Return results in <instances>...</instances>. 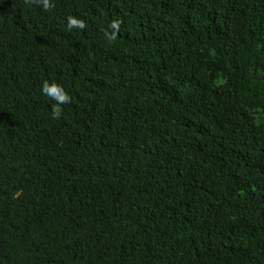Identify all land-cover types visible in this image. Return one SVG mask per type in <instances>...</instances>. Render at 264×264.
Instances as JSON below:
<instances>
[{
    "label": "trees",
    "instance_id": "trees-1",
    "mask_svg": "<svg viewBox=\"0 0 264 264\" xmlns=\"http://www.w3.org/2000/svg\"><path fill=\"white\" fill-rule=\"evenodd\" d=\"M48 3L0 0V264H264V0Z\"/></svg>",
    "mask_w": 264,
    "mask_h": 264
},
{
    "label": "clouds",
    "instance_id": "clouds-1",
    "mask_svg": "<svg viewBox=\"0 0 264 264\" xmlns=\"http://www.w3.org/2000/svg\"><path fill=\"white\" fill-rule=\"evenodd\" d=\"M49 6L48 0H44V7L47 8ZM79 26L81 28H83L84 25V21L82 20H77L75 18H69V27H73V26ZM115 26V25H114ZM42 91L47 94L48 96H50L51 98H53L54 100H56L58 102V104H64L70 101L71 97L69 96V94L63 89L62 86L56 85V84H49L47 82L44 83ZM55 116H59L60 113L57 110L54 113Z\"/></svg>",
    "mask_w": 264,
    "mask_h": 264
}]
</instances>
